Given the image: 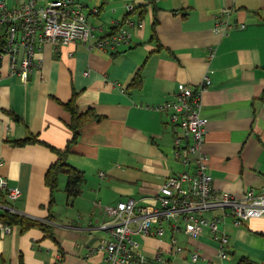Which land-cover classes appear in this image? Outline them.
Instances as JSON below:
<instances>
[{
    "label": "crops",
    "instance_id": "0c3cea01",
    "mask_svg": "<svg viewBox=\"0 0 264 264\" xmlns=\"http://www.w3.org/2000/svg\"><path fill=\"white\" fill-rule=\"evenodd\" d=\"M74 1L95 28L90 44H43L27 82L0 60V176L21 190L16 200L0 193V216L9 211L52 228V236L39 226L0 230V264H102L103 206L128 198L151 205L166 179L184 171L172 152L179 129L168 111L149 107L172 98L180 83L198 89L211 80L202 91V149L213 187L241 198L264 186V0ZM221 16L231 24L226 34L214 31ZM113 19L131 40L101 49L98 40L118 30ZM73 96L77 112L95 116L69 146L73 115L63 103ZM53 148H68L67 161L82 172L77 195L68 196L64 172L54 194L46 184L58 160ZM219 227L229 258L208 227L198 238L169 227L133 237L140 252L161 251L167 264H264V216Z\"/></svg>",
    "mask_w": 264,
    "mask_h": 264
},
{
    "label": "built area",
    "instance_id": "2783aa9c",
    "mask_svg": "<svg viewBox=\"0 0 264 264\" xmlns=\"http://www.w3.org/2000/svg\"><path fill=\"white\" fill-rule=\"evenodd\" d=\"M84 6L74 0H13L12 5L8 0H0V60L7 57L10 73L27 82L35 68L36 52L43 44L50 42L56 47L72 42L90 44L95 28L89 23ZM222 16L214 27L218 34H226L231 28L229 19L223 20ZM110 22L118 30L98 40L97 46L101 49L116 48L131 40L128 28L118 20ZM130 24L135 25L134 22ZM138 26L143 24L139 22ZM99 30L102 32L103 28ZM210 83L208 76L198 89L180 83L172 98L149 105L168 111L171 124L176 131L179 129L172 152L183 164L184 171L166 179L151 205L128 198L103 206L108 219L99 225L107 234L99 246L103 252L102 264H167L161 251L151 257L140 252V245L133 237L134 234L162 235L167 227L174 233L184 230L192 238H198L203 228L208 227L220 246V256L229 258L225 249L229 236L220 224L231 218L234 225L241 226L251 218L264 216V186L260 190L250 188L237 198L212 185L213 176L207 170L202 149L206 132L202 91ZM0 190L12 200L21 195V190L11 187L3 176H0ZM214 210L221 213L212 217L206 215ZM0 230L5 234L11 232L12 227L0 222ZM172 243H176L174 237ZM177 249L181 250V247ZM191 258L198 260L199 254L192 253Z\"/></svg>",
    "mask_w": 264,
    "mask_h": 264
},
{
    "label": "trees",
    "instance_id": "16d2710c",
    "mask_svg": "<svg viewBox=\"0 0 264 264\" xmlns=\"http://www.w3.org/2000/svg\"><path fill=\"white\" fill-rule=\"evenodd\" d=\"M74 101H75V98L73 96L70 102L63 103V105L73 115V121H72L71 127L74 131V135L68 144L69 146L75 143L77 139L79 138L80 128L86 123H88L91 119H93V116H95L94 114L91 113V111H88L86 113L77 112ZM23 143L24 142H20V145H22ZM54 151L58 155V160L47 171V174L45 177L46 184L50 187L52 194H54V192L58 190L59 174L64 172L68 176V181H67V186H66V192L68 196L71 197V196L77 195L80 191V185L84 179L82 172L76 169L75 167H73L67 161L68 148L64 151L58 150V149H54ZM0 193L3 195H6V193L2 192L1 190H0ZM52 200H54V197ZM0 222L6 225H9L11 227L15 225H20L23 232L31 227L39 226L44 232L48 234V236H52V228L48 223L34 220L29 217L22 216V215L13 213V212L7 211L3 215H1Z\"/></svg>",
    "mask_w": 264,
    "mask_h": 264
},
{
    "label": "rangeland",
    "instance_id": "374dc122",
    "mask_svg": "<svg viewBox=\"0 0 264 264\" xmlns=\"http://www.w3.org/2000/svg\"><path fill=\"white\" fill-rule=\"evenodd\" d=\"M8 3H11V0H8Z\"/></svg>",
    "mask_w": 264,
    "mask_h": 264
}]
</instances>
